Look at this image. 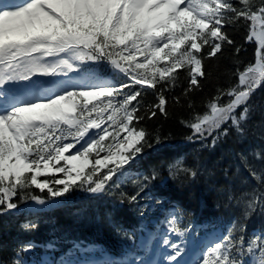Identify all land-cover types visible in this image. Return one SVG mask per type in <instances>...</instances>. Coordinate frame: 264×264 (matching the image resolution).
Masks as SVG:
<instances>
[{
  "label": "snow or ice",
  "instance_id": "snow-or-ice-1",
  "mask_svg": "<svg viewBox=\"0 0 264 264\" xmlns=\"http://www.w3.org/2000/svg\"><path fill=\"white\" fill-rule=\"evenodd\" d=\"M241 29L256 45L247 62L234 35ZM226 57L236 79L213 83L208 66ZM258 89H264V0H0V215L22 203L51 208L82 192L131 205L141 218L133 228L112 221L126 241L119 256L101 249L97 258L93 245L73 241L39 264H264V230L247 231L252 216L264 217V147L250 153L261 161L259 170L238 153L255 186L239 195L231 182L216 189L218 208L240 209L226 229L185 222L186 210L156 192L157 182L214 176L201 153L230 137L247 138L257 109L264 139ZM170 108L187 113L179 122L197 145L192 162L178 157L138 170L167 138L149 122L173 118ZM223 173L249 184L239 166ZM38 227L22 225L30 232ZM37 247L21 242L0 264H37L29 255ZM44 247L55 252L58 243Z\"/></svg>",
  "mask_w": 264,
  "mask_h": 264
},
{
  "label": "trees",
  "instance_id": "trees-1",
  "mask_svg": "<svg viewBox=\"0 0 264 264\" xmlns=\"http://www.w3.org/2000/svg\"><path fill=\"white\" fill-rule=\"evenodd\" d=\"M244 29H241L239 32L234 33L235 38L238 42L244 44V49L242 50L240 56L241 58L247 62L249 60L253 59L254 55V48L255 46H248L245 45V39H244ZM249 47V48H248ZM209 71L212 73L211 80L214 83L217 79H219L221 82H227L229 80L235 81L236 77H231L228 73V69L234 68V63L231 59L225 58L221 61L220 64H211L208 66ZM257 95L260 97L257 101V98L255 101H257L260 104H264V89H260L258 91ZM170 112L175 113L173 118L164 119L161 117L159 120H154L149 122V127L159 129L161 134L165 137L162 142L166 141H177L180 139H184L185 136L189 133V129H187L184 125H182L179 122V117L181 115H186L187 113L179 108H170ZM258 113V115L256 114ZM260 111L259 109L255 110L252 116V120L249 121L250 127L249 135L247 138L243 140V147L242 150L246 154H250L254 149L262 148L264 147V139L260 138V129L256 128L255 122L260 120ZM253 128H255V133L253 132ZM234 140H236L234 138ZM160 143V145L162 144ZM233 149L231 151H227L226 155H228V160L234 161L232 158L236 154H238L241 151L237 150L236 143L234 146H232ZM218 161H216L217 163ZM236 162V161H235ZM176 194L180 196L181 201L185 202L187 206L189 207H197L199 202V193L196 189H190V190H180L176 191ZM205 196V194H203ZM128 208H131L130 206ZM124 212L129 213L128 209H125ZM2 234L3 232L0 231Z\"/></svg>",
  "mask_w": 264,
  "mask_h": 264
},
{
  "label": "bare ground",
  "instance_id": "bare-ground-1",
  "mask_svg": "<svg viewBox=\"0 0 264 264\" xmlns=\"http://www.w3.org/2000/svg\"><path fill=\"white\" fill-rule=\"evenodd\" d=\"M66 105V104H65ZM64 107H66V106H64Z\"/></svg>",
  "mask_w": 264,
  "mask_h": 264
},
{
  "label": "rangeland",
  "instance_id": "rangeland-1",
  "mask_svg": "<svg viewBox=\"0 0 264 264\" xmlns=\"http://www.w3.org/2000/svg\"><path fill=\"white\" fill-rule=\"evenodd\" d=\"M65 106V105H64ZM33 206V205H32ZM35 208V207H34Z\"/></svg>",
  "mask_w": 264,
  "mask_h": 264
}]
</instances>
